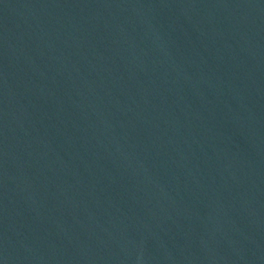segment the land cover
<instances>
[{
  "label": "water",
  "instance_id": "water-1",
  "mask_svg": "<svg viewBox=\"0 0 264 264\" xmlns=\"http://www.w3.org/2000/svg\"><path fill=\"white\" fill-rule=\"evenodd\" d=\"M0 264H264V0H0Z\"/></svg>",
  "mask_w": 264,
  "mask_h": 264
}]
</instances>
